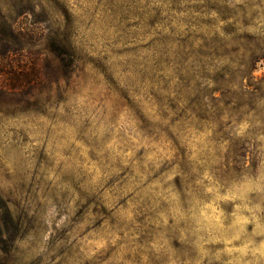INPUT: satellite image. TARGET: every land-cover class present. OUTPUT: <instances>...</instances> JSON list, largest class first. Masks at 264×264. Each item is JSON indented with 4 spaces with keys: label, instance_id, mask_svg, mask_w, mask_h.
<instances>
[{
    "label": "rangeland",
    "instance_id": "1",
    "mask_svg": "<svg viewBox=\"0 0 264 264\" xmlns=\"http://www.w3.org/2000/svg\"><path fill=\"white\" fill-rule=\"evenodd\" d=\"M12 2L0 0L10 20L44 28L17 18ZM60 3L69 16L58 22H73L77 35L81 86L53 108L16 106L0 92V264H264V0ZM190 31L210 54L196 71L208 64L216 78L229 68L219 79L238 100H253L234 120L225 116L236 128L231 141H217L209 126L177 125L175 145L160 131L153 87L137 83L133 49L150 47L140 50L148 64L165 58L152 48L167 40L175 60ZM116 90H139L144 123Z\"/></svg>",
    "mask_w": 264,
    "mask_h": 264
},
{
    "label": "trees",
    "instance_id": "2",
    "mask_svg": "<svg viewBox=\"0 0 264 264\" xmlns=\"http://www.w3.org/2000/svg\"><path fill=\"white\" fill-rule=\"evenodd\" d=\"M199 1L209 3V0ZM11 6L13 9L17 7V11L14 9L17 18L32 16L36 20L35 25H43L44 28L34 30L17 24L16 19L10 20L12 16H7L5 8L0 4V76H5L0 84V92L6 98L16 100V106L26 104L53 108V100L65 96L70 86H81L77 35L72 27L73 22L65 25L58 22L59 18H68L67 6L60 3V0H16ZM175 11L182 12L180 9ZM55 19L57 20L54 23ZM189 26L200 29L198 23ZM146 34L152 35L151 30ZM203 39L205 38L197 32L190 31L184 40L179 41L181 52L178 54L179 58L175 60L170 57L171 50L167 44L170 42L167 40H155L156 46L152 48L154 55L157 52L163 54L165 58L161 57L159 60L144 58L143 61H150L148 64L141 62L140 50L147 49L150 52V47H137L132 50L135 69L142 68L141 71L134 70L141 74L137 82L139 88L141 86L145 89L148 85L153 87L148 93L159 105L161 119L166 123V127L160 131L166 132L175 145H178L177 125L188 131L209 126L213 128V136L217 141L220 143L225 140L231 141L236 128L228 127L225 116L227 115L229 120H234L243 114V107H252L253 100L246 103L232 95L233 86L230 80L219 79L225 77L222 76L224 72L230 74L227 72L231 71L229 68L223 69L216 78H210L205 74L208 64L204 63V73L196 71L199 59L210 56L209 52L205 51L208 49L207 44L197 45ZM152 70L153 75H150L149 72ZM165 71H171L169 76L163 75ZM210 82L218 87L210 89ZM217 89L221 91L220 97L216 96ZM117 97L119 101L128 103L139 122H145L139 106L140 101H136L137 98H141L139 90H132L131 96L118 91ZM146 98L150 99L147 96ZM147 128L148 126L142 127L143 130ZM251 135L256 137L257 132L253 131ZM249 144L250 142L245 143ZM238 151L246 149L241 148ZM176 187L183 195L188 191L180 179ZM186 197L184 196V199ZM7 216L8 221L14 222L10 213ZM18 226L22 228L21 224ZM0 229L2 231L1 225Z\"/></svg>",
    "mask_w": 264,
    "mask_h": 264
}]
</instances>
